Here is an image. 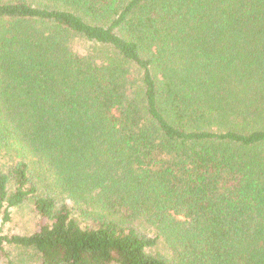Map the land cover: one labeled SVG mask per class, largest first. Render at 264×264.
I'll return each mask as SVG.
<instances>
[{
    "label": "trees",
    "instance_id": "trees-1",
    "mask_svg": "<svg viewBox=\"0 0 264 264\" xmlns=\"http://www.w3.org/2000/svg\"><path fill=\"white\" fill-rule=\"evenodd\" d=\"M25 204L0 264H264V0H0L3 222Z\"/></svg>",
    "mask_w": 264,
    "mask_h": 264
},
{
    "label": "rangeland",
    "instance_id": "rangeland-1",
    "mask_svg": "<svg viewBox=\"0 0 264 264\" xmlns=\"http://www.w3.org/2000/svg\"><path fill=\"white\" fill-rule=\"evenodd\" d=\"M39 220L33 205L25 204L12 209L10 220L3 222V218L0 217V227L3 233H31L39 227Z\"/></svg>",
    "mask_w": 264,
    "mask_h": 264
}]
</instances>
